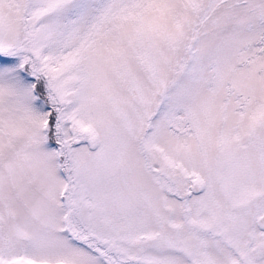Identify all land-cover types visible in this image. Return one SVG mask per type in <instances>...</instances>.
Here are the masks:
<instances>
[{
    "label": "snow or ice",
    "instance_id": "6c2138e0",
    "mask_svg": "<svg viewBox=\"0 0 264 264\" xmlns=\"http://www.w3.org/2000/svg\"><path fill=\"white\" fill-rule=\"evenodd\" d=\"M0 264H264V0H0Z\"/></svg>",
    "mask_w": 264,
    "mask_h": 264
}]
</instances>
